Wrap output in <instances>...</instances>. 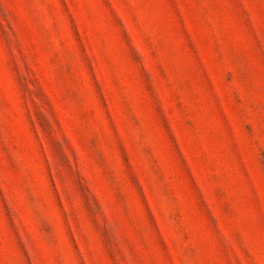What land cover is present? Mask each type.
I'll return each mask as SVG.
<instances>
[{"label":"rangeland","instance_id":"obj_1","mask_svg":"<svg viewBox=\"0 0 264 264\" xmlns=\"http://www.w3.org/2000/svg\"><path fill=\"white\" fill-rule=\"evenodd\" d=\"M0 264H264V0H0Z\"/></svg>","mask_w":264,"mask_h":264}]
</instances>
